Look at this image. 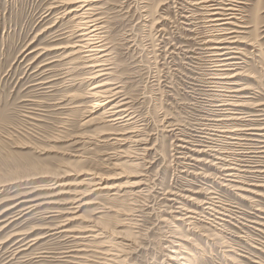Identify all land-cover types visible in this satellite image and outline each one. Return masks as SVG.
<instances>
[{
  "label": "rangeland",
  "instance_id": "1",
  "mask_svg": "<svg viewBox=\"0 0 264 264\" xmlns=\"http://www.w3.org/2000/svg\"><path fill=\"white\" fill-rule=\"evenodd\" d=\"M66 1L0 0V211L25 194L55 195L57 203L27 214L21 204L0 218L8 224L0 264L106 257L112 264H264L263 145L251 142L256 131H243L238 144L228 138L234 128L264 127V0H93L75 17ZM77 21L95 23L104 57L90 61L69 49L79 40ZM57 45L58 53L45 51ZM230 56L242 75L225 79L236 68L222 66ZM96 65L104 70L94 76ZM97 84L108 90L100 95L106 111L90 107L87 93ZM111 109L122 119L110 121ZM240 113L243 121L229 118ZM226 167L241 168L240 183L224 181ZM90 173L101 179L94 189L85 185ZM75 192L77 210L69 202ZM65 211H78L66 228L98 226L104 233L96 244L113 253H70L86 263L61 258L84 243L51 235L70 216ZM14 234L25 239L17 244ZM22 243L26 249L11 255Z\"/></svg>",
  "mask_w": 264,
  "mask_h": 264
},
{
  "label": "bare ground",
  "instance_id": "2",
  "mask_svg": "<svg viewBox=\"0 0 264 264\" xmlns=\"http://www.w3.org/2000/svg\"><path fill=\"white\" fill-rule=\"evenodd\" d=\"M63 1V0H62ZM203 1V0H202ZM201 1V2H202ZM205 1V0H204ZM207 1V0H206ZM210 1V0H209ZM53 2V1H52ZM54 2H56V1H54ZM67 2V1H66ZM69 2V1H68ZM65 3V5H69V4H71V7H73V9H71L70 11H68V15L71 13V14H73L74 15V17H75V14L78 12V13H80L79 11H80V8H84V7H90L92 4H93V0H71L69 3ZM95 2H96V0H95ZM98 2V1H97ZM99 3V2H98ZM207 3V2H206ZM73 4V5H72ZM199 4V3H198ZM53 5V4H52ZM99 5V4H98ZM76 6V7H75ZM95 6V5H94ZM211 6V5H210ZM102 7V6H101ZM55 8V7H54ZM77 8V9H76ZM92 8H94V7H92ZM50 8H48V10H49ZM70 9V8H69ZM90 9V8H89ZM89 9H85V11H88ZM100 9V8H99ZM211 9H213V8H211ZM215 9V8H214ZM218 9V8H217ZM91 11H94V10H91ZM240 11V10H239ZM90 12V11H89ZM99 12V11H98ZM97 12V13H98ZM100 13V12H99ZM64 14V13H63ZM67 14H64L63 16H65V15H67ZM83 14V13H82ZM81 14V15H82ZM84 14H86V12L84 13ZM89 14V13H88ZM92 14V13H91ZM90 14V15H91ZM211 14V13H210ZM233 14V13H232ZM61 15V14H60ZM67 15V16H68ZM72 15V16H73ZM207 15V14H206ZM58 16V15H57ZM77 17V16H76ZM78 17H79V15H78ZM91 17V16H90ZM233 17V16H232ZM85 18H86V20H88L89 22L91 21V20H89V19H87V17L85 16ZM103 18V17H102ZM231 18V17H230ZM229 18V19H230ZM58 19V18H57ZM62 19L63 18H61L60 17V20L62 21ZM73 19V18H72ZM76 19V18H75ZM98 20H100V17L99 18H97ZM229 19H224L223 21H228ZM79 20H84V15H82V16H80V19ZM58 21V20H57ZM71 21V20H70ZM74 21H76V20H74ZM79 21H77V23H78ZM94 22V21H93ZM101 22H102V20H101ZM58 23V22H57ZM80 23V22H79ZM91 23H92V21H91ZM98 23V22H97ZM96 23V24H97ZM95 24V23H94ZM93 24V25H94ZM73 25H74V23H73ZM90 25V24H89ZM88 26L87 25V21L86 22H83V24H81L80 23V29H77V36L75 37V39H79V40H76L75 42H74V44L71 46V44H70V47H69V49H71L72 51H75V53L77 54V53H84L85 54V57H86V59H89L90 61L92 60V59H98L99 57H104V56H100L101 54H103L104 53V51L102 50V46L98 43L97 44V42H96V40L98 39L97 38V35H96V32H95V29L94 28H96L95 26ZM103 25V24H102ZM72 26V25H71ZM74 27V26H73ZM72 27V28H73ZM75 27H76V25H75ZM99 27H103V26H99ZM68 28V27H67ZM70 28V27H69ZM104 28H105V26H104ZM65 32H66V30H64ZM197 31V30H196ZM70 32V31H69ZM69 32H67V33H69ZM74 32V31H73ZM101 32H102V30H101ZM100 32V33H101ZM105 32V31H104ZM103 32V33H104ZM66 33V34H67ZM237 33H239V32H236V31H230L228 34V38L227 39H229L228 41H230L229 43H231V44H234V43H236L237 42V38H239L236 34ZM241 33V32H240ZM66 34H65V36H66ZM97 34H99V33H97ZM216 34V33H215ZM104 35V34H103ZM58 36V35H57ZM61 36H63V35H61ZM69 36V35H68ZM104 37V36H103ZM106 37V36H105ZM215 37V36H214ZM63 38V37H62ZM65 38V37H64ZM67 39V38H66ZM101 40V39H100ZM105 40V39H104ZM69 41V40H68ZM99 41V40H98ZM221 41V40H220ZM71 42V41H70ZM69 42V43H70ZM100 42V41H99ZM103 42V41H102ZM103 43H106L107 44V42H106V40H105V42H103ZM243 43V42H242ZM105 44V45H106ZM58 46V45H57ZM69 46V45H68ZM67 46V47H68ZM104 46V45H103ZM56 47V46H55ZM66 48V47H65ZM104 48H105V46H104ZM108 48V47H107ZM107 48H106V50H107ZM215 48V47H214ZM232 48V47H231ZM39 49V48H38ZM42 49V48H41ZM59 49H61V47H59L58 46V48H52V49H50V50H45V51H47V52H51V51H57V50H59ZM212 49V48H211ZM226 49H230V48H224V50H226ZM32 51V50H31ZM45 51H44V53H45ZM40 52V51H39ZM62 52V51H61ZM63 52H65L64 51V47H63ZM68 53H69V51H67ZM228 52V51H227ZM225 53V54H223V56H225V55H227V54H229V53H234V50H233V52H229V53ZM41 53H42V51H41ZM57 53H58V51H57ZM73 53V52H72ZM109 53V52H108ZM210 53V52H209ZM236 53V52H235ZM51 54V53H50ZM56 54V53H55ZM62 54V53H61ZM64 54V53H63ZM67 54V53H66ZM73 55V54H72ZM78 55V54H77ZM109 55V54H108ZM214 55V54H213ZM39 56H40V54H39ZM38 56V57H39ZM66 56V55H65ZM64 56V57H65ZM74 56V55H73ZM83 56V55H82ZM106 56V55H105ZM76 57V56H75ZM78 57H81L80 55L78 56ZM84 57V56H83ZM73 57H71V59H72ZM255 58V57H254ZM104 59V58H103ZM233 59H236V58H234V57H226V59L223 61L224 63L222 64V66H224V67H232L233 65H235V66H233V67H236L235 69H233V70H231V73H233L232 75H227L226 77H225V79H232V78H234V77H236V76H241L242 75V70L240 69L241 67H237V64L238 63H235V64H232L231 63V60H233ZM73 60V59H72ZM77 60H79V59H77ZM85 60V59H84ZM109 60V59H108ZM82 61H83V58H82ZM87 61V60H86ZM99 60H97V62H98ZM101 62H102V60H100ZM105 61V60H104ZM103 61V62H104ZM236 61V60H235ZM93 62L94 61H92V62H90V63H92L93 64ZM106 62V61H105ZM105 62H104V64H105ZM109 62V61H108ZM81 63V62H80ZM84 64H86L85 62H84ZM89 64V63H88ZM103 65V64H102ZM101 65V66H102ZM72 66V65H71ZM85 66V65H84ZM238 66H239V64H238ZM78 67V66H77ZM97 67H99V65H96V66H92L91 67V69H96ZM72 68V67H71ZM102 67H99L98 69H97V71L95 72L96 74H94V76L95 75H99V73L100 72H102L104 69H101ZM84 69V68H83ZM107 69V68H106ZM111 69V68H110ZM109 70V69H108ZM107 70V71H108ZM210 70V69H209ZM228 70V69H227ZM109 71H111V70H109ZM37 72V71H36ZM88 72V71H87ZM68 73V72H67ZM66 73V74H67ZM91 73V72H90ZM110 73V72H109ZM93 74V73H92ZM91 75V74H90ZM101 75V74H100ZM104 75V74H103ZM106 75V74H105ZM88 76H89V73H88ZM94 76H92V77H94ZM212 76V75H211ZM91 77V76H90ZM108 77H110V76H108ZM224 77V76H223ZM95 78V77H94ZM87 79V78H86ZM96 79H98V78H96ZM102 79V78H101ZM106 79V78H105ZM220 79V78H219ZM221 79H223V78H221ZM73 80V79H72ZM99 80H100V78H99ZM103 80V79H102ZM69 81H70V79H69ZM85 81V80H84ZM87 81H89V78H88V80ZM101 81V80H100ZM112 81V80H111ZM110 81V82H111ZM65 82H66V80H65ZM91 82V81H90ZM99 82V81H98ZM70 83V82H69ZM95 83V82H94ZM100 83V82H99ZM112 83V82H111ZM217 83V82H216ZM115 84V83H114ZM113 84V85H114ZM223 84V83H222ZM105 86H107V83L105 84ZM110 86V85H109ZM106 88V87H105ZM104 88V84H100V85H96V86H93L92 88H90V91H89V93H87V91H86V93L87 94H89V96L91 97V98H93V105L91 104V102L92 101H90L89 102V104H91V109L93 110H95L96 111V109H102V110H104V105L106 104H104V102L106 101L107 102V98L106 99H103V97H102V99L103 100H100L101 99V97H100V95H102V94H106L107 92H108V90L106 91V90H104L105 89ZM117 88V87H116ZM226 87H224V89H225ZM114 89V88H113ZM241 89H243L244 90V88H241V85H240V89H238L237 91H242ZM236 90V89H235ZM110 91V90H109ZM121 91V90H120ZM118 93V92H117ZM119 93H121V92H119ZM231 93H232V90H231ZM110 95V94H109ZM109 95L107 96V97H109ZM114 95H116V94H114ZM118 95V94H117ZM122 95V94H121ZM124 95V94H123ZM71 96H73V95H71ZM70 96V97H71ZM232 96H234V95H232ZM88 97V96H87ZM116 97V96H115ZM121 97V96H120ZM125 97V96H124ZM84 98H86V96L84 97ZM118 98V97H117ZM242 98V97H241ZM73 99H75V96H74V98ZM89 100V99H88ZM121 100V99H120ZM122 100H124V98L122 99ZM111 101V100H110ZM110 101H108V103L110 102ZM114 101V100H113ZM117 102H119V101H117ZM111 103V102H110ZM112 103H114V102H112ZM126 103V102H125ZM250 103V102H249ZM263 103V102H262ZM89 104H87V105H89ZM127 104H128V102H127ZM226 104V103H225ZM225 104H223V105H225ZM245 104V103H244ZM109 106H110V104H109ZM118 106V105H117ZM236 106V105H235ZM79 107V106H78ZM86 108H87V106H85ZM112 107H114V106H112ZM240 107V106H239ZM245 107V106H244ZM65 108V107H64ZM115 108H116V106H115ZM114 108V109H115ZM126 108H128V107H126ZM125 108V109H126ZM90 110V109H89ZM117 110V109H116ZM213 110V109H212ZM88 111V110H87ZM91 111V110H90ZM104 111H106V110H104ZM121 111V110H120ZM125 111V110H124ZM130 111V110H129ZM118 112V111H117ZM89 113V112H88ZM102 113V112H101ZM101 113H99V114H101ZM106 113L107 112H103L98 118L99 119H101V118H103L102 120H104V115H106ZM109 113L111 114L110 116H109V118L110 117H114V120H110V121H116V120H118V119H122V117L121 118H118L117 116V114H116V112H114V110L112 111V109H111V111H109ZM205 113V112H204ZM218 113V112H217ZM235 113V112H234ZM238 113V112H237ZM91 114V113H90ZM89 114V115H90ZM109 115V114H108ZM107 115V116H108ZM122 115V114H121ZM121 115H119V116H121ZM126 115H127V113H126ZM241 115H242V113H240V114H236L235 116L236 117H229L230 119H239V121H243V118L241 117ZM95 116V115H94ZM251 116V115H250ZM128 117H130L129 115H128ZM97 118V119H98ZM106 118V117H105ZM228 118V119H229ZM220 119H222V118H220ZM226 119V118H225ZM91 120V119H90ZM130 120V119H129ZM211 120V119H210ZM215 120V119H214ZM99 121V120H98ZM101 121V120H100ZM108 121V120H107ZM109 121V122H110ZM128 121V120H127ZM218 121H222V120H218ZM247 121H253V120H247ZM88 121H86V123H87ZM121 122H122V120H121ZM84 123L85 122H83V124L82 125H84ZM91 123V122H90ZM105 123H106V121H105ZM131 123V122H130ZM227 123V122H226ZM112 124V123H111ZM120 124V123H119ZM123 124H124V121H123ZM223 124V123H222ZM106 125V124H105ZM133 125V124H132ZM216 125V124H215ZM238 125V124H237ZM109 126V125H108ZM126 126V125H125ZM142 126V125H141ZM225 126V125H224ZM223 126V127H224ZM255 125H253V124H248V125H245L244 127H247V128H252V129H240V128H238V129H233V131L232 130H230V131H232V133H230V137H228V138H230L231 140H233V141H235L236 142V144H238L240 141H242L244 138H242V134H243V131H256V133L255 134H253V135H255L256 136V138H255V140L253 141V139L251 140V142H258L259 144H262L263 146H260L259 148H262V149H264V127H254ZM107 127V126H106ZM110 127V126H109ZM112 127H113V125H112ZM116 127V126H115ZM114 127V128H115ZM119 127V126H118ZM122 127V126H121ZM120 127V128H121ZM136 127V126H135ZM213 127V126H212ZM219 127V126H218ZM234 127V126H233ZM254 127V128H253ZM113 128V129H114ZM138 128V127H137ZM220 128V127H219ZM176 129V128H175ZM106 130V129H105ZM104 130V131H105ZM115 130H116V128H115ZM126 130V129H125ZM125 130H123V132L125 131ZM131 130V129H130ZM140 130V129H139ZM219 130V129H218ZM217 130V131H218ZM108 131H109V129H107V133L106 134H109L108 133ZM111 131V130H110ZM119 131H121V130H119ZM127 131V130H126ZM136 131V130H135ZM134 131V128H133V131H132V133L133 132H135ZM142 131V130H141ZM140 131V132H141ZM215 131V130H214ZM226 131V130H225ZM229 131V132H230ZM112 132V131H111ZM122 132V131H121ZM128 132V131H127ZM131 132V131H130ZM137 132V131H136ZM105 133V132H104ZM126 133V132H125ZM124 133V134H125ZM102 134H103V132H102ZM102 134H100V136L102 135ZM110 134H112V133H110ZM115 133H114V131H113V134H112V136L114 135ZM251 134V133H250ZM103 135H105V134H103ZM102 135V136H103ZM117 135H119V134H117ZM129 135V134H128ZM137 135V134H136ZM214 135V134H213ZM215 135H217V134H215ZM99 136V137H100ZM111 136V135H110ZM111 136V137H112ZM130 136V135H129ZM128 136V137H129ZM226 136H228V135H226ZM92 137V136H91ZM110 137V138H111ZM121 137H122V135H121ZM127 137V136H126ZM125 137V138H126ZM138 137V136H137ZM244 137V136H243ZM246 137V136H245ZM83 138V137H82ZM88 138V137H87ZM92 138H94V137H92ZM107 138V137H106ZM109 138V137H108ZM114 138V137H113ZM129 139V138H128ZM127 139V140H128ZM213 139H215V138H213ZM83 140V139H82ZM102 140V139H101ZM103 140H106V139H104L103 138ZM114 140V139H113ZM115 140H117V139H115ZM114 140V141H115ZM126 140V139H125ZM143 140V139H142ZM141 140V141H142ZM87 141H88V139H87ZM107 141V140H106ZM110 141V140H109ZM118 141V140H117ZM121 141H123V140H121ZM137 141V140H136ZM100 142V141H99ZM112 142V141H111ZM131 142V141H130ZM138 142H140L139 140H138ZM143 142H145V141H143ZM89 144H90V141L88 142ZM115 143V142H114ZM117 143V142H116ZM115 143V144H116ZM127 143V142H126ZM137 142H135L134 143V145L136 144ZM141 144V143H140ZM253 144V148H256V144L255 143H252ZM117 145V144H116ZM115 145V146H116ZM120 145V144H119ZM142 145V144H141ZM118 146V145H117ZM130 147H132V146H130ZM246 147V146H245ZM131 149V148H130ZM114 150V149H113ZM118 150H119V148H118ZM147 150V149H146ZM208 150V149H207ZM215 150V149H214ZM117 151V150H116ZM116 151H114V152H116ZM123 151V150H122ZM129 151H131V150H129ZM211 151H213V150H211ZM216 151V150H215ZM113 152V151H112ZM144 152V151H143ZM224 152V151H223ZM243 152H245V151H243ZM248 151H246V153H247ZM118 153H119V151H118ZM123 153H127L126 151H124ZM136 153V152H135ZM201 153V152H200ZM250 153V152H249ZM258 153H264V150H261V151H259ZM110 154H113V153H110ZM129 155V154H128ZM132 155H134V154H132ZM131 155V156H132ZM137 155V154H136ZM140 155H142V153L140 154ZM125 156H127L126 154H125ZM135 156V155H134ZM139 156V155H138ZM242 156V155H241ZM247 156V155H246ZM249 156V155H248ZM124 157V156H123ZM251 157V156H250ZM114 158V157H113ZM138 159V158H137ZM136 159V160H137ZM248 159V158H247ZM246 160V159H245ZM198 161V160H197ZM234 161V160H233ZM240 164V163H239ZM135 165V164H134ZM137 165V164H136ZM245 165V164H244ZM240 169L241 168H237V167H226L225 169H223L224 171H226V173H225V177H227L228 178V180L227 179H225L224 181H231V182H237V178L238 177H240L239 175H238V173H237V171L238 172H240ZM123 170V169H122ZM243 170H245V169H243ZM242 170V171H243ZM89 173V172H88ZM254 173V172H253ZM69 175V174H68ZM90 177L87 179V180H89L85 185L88 187V189H94V188H96V186L97 185H99V181H101V179H99L98 177V175L97 174H95V175H93L92 173H90V174H88ZM44 176V175H43ZM41 177V176H40ZM46 177V176H45ZM217 177H219V176H217ZM229 178H231L232 180H229ZM242 178V177H241ZM98 179V180H97ZM239 180V179H238ZM242 180V179H241ZM98 181V182H97ZM151 181V180H150ZM258 181V180H257ZM237 183H240V182H237ZM63 185V184H62ZM62 185H58V186H62ZM236 185V184H235ZM133 186V185H132ZM131 186V187H132ZM135 186V185H134ZM130 187V186H129ZM55 188H56V186H55ZM103 189L104 190H110V189H114L113 187H110V186H106V187H103ZM141 190V189H140ZM68 192V191H67ZM60 193H62V192H60ZM64 193V192H63ZM87 193V192H86ZM132 193V192H131ZM137 193V192H136ZM56 194V193H55ZM64 194H66V193H64ZM70 194V193H69ZM133 194H135V193H133ZM31 195V194H30ZM30 195L29 194H25V195H21V196H19L18 198H16V197H14L13 199H11L12 200V202H11V204L6 208V209H3L2 211H0V218L2 217V216H4V215H6V214H8V213H10L11 211H13L14 209L16 210V208H18L19 207V205H21V204H25L26 205V207H24V209H22V210H20V211H29V212H26V213H24V214H27V213H30L31 211H34V210H36V209H39L41 206H43V205H51V204H57L56 203V201L54 202V201H51V200H53V198H51V197H54L55 195H53V196H42L43 198H38V197H36V198H30ZM33 195V194H32ZM59 195V194H58ZM73 195V198L71 197V199H70V203H71V206L73 205V207L72 208H70V209H73V208H75V209H73V210H77L78 208H79V201H80V198H81V194L80 193H78V192H75L74 194H72ZM86 195V194H85ZM122 196V195H121ZM109 197V196H108ZM138 197V196H137ZM212 197V196H211ZM133 198V197H132ZM206 198V197H205ZM10 199H8V200H4V201H11ZM3 201V202H4ZM65 201V200H64ZM2 202V203H3ZM83 203V202H82ZM87 203V202H86ZM1 204V203H0ZM132 204V203H131ZM24 205V206H25ZM66 205H68V204H66ZM78 207H77V206ZM81 205V204H80ZM85 205V204H84ZM87 205V204H86ZM134 205V204H133ZM144 205V204H143ZM82 206H83V204H82ZM66 207V206H65ZM68 207V206H67ZM223 208V207H222ZM57 209V208H56ZM55 210V209H54ZM70 211V210H69ZM55 212H57L58 214H61V212L60 211H58V210H56ZM78 211H73V212H66L65 211V213L66 214H70V216L68 217V216H66L67 218H65V219H63V221L61 222V223H58L51 231H54L51 235L52 236H56V235H62V234H66V235H68V237L67 238H70V239H79V240H81V241H83L84 243L82 244V248H80L79 246H73L72 247V249L71 250H69V251H67V252H64V253H61L60 252V254H61V258H64V259H71L72 261H73V259H79L78 261H81V262H85L86 263V261H88V262H90V260H88V259H86V257H83V256H78V255H70V253H72V252H74V251H85V252H88L89 250V248H92L90 251L91 252H96V254L98 253V254H102L103 256H104V254H106L107 252L108 253H110V251L112 250H104V251H106V252H104V251H101L100 250V248H101V244L98 246L97 244H96V240L97 239H99L101 236H102V233H104V232H102V229H99L98 228V226H96V225H94V224H91L90 226H86V228H84V229H82V230H80V231H78V229L77 230H71V229H68V228H66L67 226H66V223H68V221L70 220V219H75L76 217H77V215H76V213H77ZM98 212H100V211H98ZM21 213V212H20ZM23 213V212H22ZM46 213H49L50 214V212H46ZM53 213V212H52ZM65 213H63L62 212V214H65ZM97 213V212H96ZM48 214V215H49ZM194 214V213H193ZM16 215V214H15ZM23 215V214H22ZM50 215H52V214H50ZM56 216V215H55ZM226 216V215H225ZM20 217V216H19ZM19 217H17V219L19 218ZM22 217V216H21ZM188 217V216H187ZM13 219V218H12ZM14 220H16V219H14ZM70 221H73V220H70ZM3 223V225L2 226H0V230H2V229H5L7 226H8V224L6 223V220H1L0 221V224H2ZM5 223H6V225H5ZM95 223V222H94ZM97 224V223H96ZM129 224V223H128ZM78 231V232H77ZM29 234H31V233H29ZM25 234H14V235H11L13 238L14 237H18V238H20V241H17V244H20L24 239H25V236H24ZM10 236V237H11ZM12 238V239H13ZM23 238V239H22ZM66 238V239H67ZM38 239H40V238H37V240ZM31 241H34V240H31ZM99 241V240H98ZM75 242V241H74ZM31 243L32 242H30V244L29 245H31ZM108 243V242H107ZM115 243V242H114ZM4 243H2L1 245H3ZM96 244V245H95ZM16 245V244H15ZM70 244H68V246H69ZM76 245V244H75ZM95 245V246H94ZM124 245V244H123ZM20 246H22V247H25V248H22L21 250L19 249V247ZM19 247H17V249H13V251L11 252V255H13L16 251H18V253H20V251H24L25 249H26V245L25 244H21ZM104 246V245H103ZM107 247H109V246H107ZM111 247V246H110ZM68 248V247H67ZM66 248V249H67ZM74 248V249H73ZM103 248V247H102ZM112 248V247H111ZM63 249H65V248H63ZM116 249V248H115ZM118 249V248H117ZM68 250V249H67ZM87 250V251H86ZM118 250H120V249H118ZM65 251V250H64ZM124 251V250H123ZM132 251V250H131ZM233 251V250H232ZM104 252V253H103ZM112 252V251H111ZM113 253V252H112ZM118 253H120L119 251H118ZM175 253V252H174ZM43 254V253H42ZM59 254V253H58ZM92 253H90L89 255H91ZM94 255H95V253H94ZM113 255H115V254H113ZM238 255V254H237ZM15 256V255H14ZM92 257H96V256H93V255H91ZM90 256V257H91ZM103 256H101V257H103ZM106 256V255H105ZM108 256V255H107ZM240 256V255H239ZM92 257H91V259H92ZM98 258L100 259V257L98 256ZM97 258V259H98ZM110 258V257H109ZM114 258H117L116 256L114 257ZM94 259V258H93ZM64 261V260H63ZM91 261H93V260H91ZM114 261V260H113ZM120 261V260H119ZM119 261H118V263L117 264H121V263H119ZM74 262H76V261H74ZM80 262V263H81ZM95 263H97V264H112V263H110V262H112V260H109V259H107V257L106 258H103L102 259V261H94ZM93 262V263H94ZM67 263V262H66ZM87 264V263H86ZM92 264V263H91Z\"/></svg>",
  "mask_w": 264,
  "mask_h": 264
}]
</instances>
